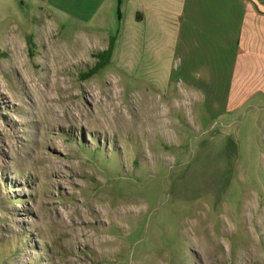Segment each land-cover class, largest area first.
<instances>
[{
    "label": "rangeland",
    "instance_id": "374dc122",
    "mask_svg": "<svg viewBox=\"0 0 264 264\" xmlns=\"http://www.w3.org/2000/svg\"><path fill=\"white\" fill-rule=\"evenodd\" d=\"M40 15L0 0V264H264V103L87 77L108 42Z\"/></svg>",
    "mask_w": 264,
    "mask_h": 264
},
{
    "label": "crops",
    "instance_id": "0c3cea01",
    "mask_svg": "<svg viewBox=\"0 0 264 264\" xmlns=\"http://www.w3.org/2000/svg\"><path fill=\"white\" fill-rule=\"evenodd\" d=\"M28 2L92 40L114 37L110 59L121 71L138 67L159 90L171 85L211 115L264 103V9L254 0Z\"/></svg>",
    "mask_w": 264,
    "mask_h": 264
},
{
    "label": "trees",
    "instance_id": "16d2710c",
    "mask_svg": "<svg viewBox=\"0 0 264 264\" xmlns=\"http://www.w3.org/2000/svg\"><path fill=\"white\" fill-rule=\"evenodd\" d=\"M113 45L114 37H110L107 47L94 54L96 62L94 63L93 67L88 70V72L84 73L85 76L89 77L109 63Z\"/></svg>",
    "mask_w": 264,
    "mask_h": 264
},
{
    "label": "bare ground",
    "instance_id": "6f19581e",
    "mask_svg": "<svg viewBox=\"0 0 264 264\" xmlns=\"http://www.w3.org/2000/svg\"><path fill=\"white\" fill-rule=\"evenodd\" d=\"M112 108V107H111ZM115 108V107H114ZM114 110V109H113ZM109 111V110H108ZM117 116V115H116Z\"/></svg>",
    "mask_w": 264,
    "mask_h": 264
}]
</instances>
